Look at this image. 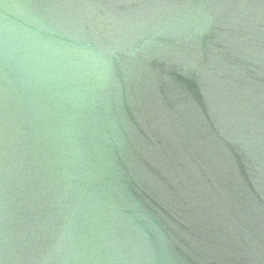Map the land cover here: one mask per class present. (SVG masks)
<instances>
[{"label": "water", "instance_id": "95a60500", "mask_svg": "<svg viewBox=\"0 0 264 264\" xmlns=\"http://www.w3.org/2000/svg\"><path fill=\"white\" fill-rule=\"evenodd\" d=\"M0 264H264V0H0Z\"/></svg>", "mask_w": 264, "mask_h": 264}]
</instances>
